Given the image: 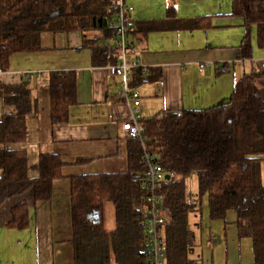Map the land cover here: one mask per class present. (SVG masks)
<instances>
[{"label":"trees","instance_id":"16d2710c","mask_svg":"<svg viewBox=\"0 0 264 264\" xmlns=\"http://www.w3.org/2000/svg\"><path fill=\"white\" fill-rule=\"evenodd\" d=\"M112 14V0H0V70L9 68L14 54L41 50L44 33L73 31L82 32L93 66L116 64L120 49ZM232 14L244 22L242 51L251 58V27L264 47V0H232ZM129 23L133 25L130 39L169 24ZM143 74L141 68L134 71L132 87L152 80L150 74ZM49 86L52 122H65L77 103V74L53 72ZM31 93L26 81L0 90L4 104L15 107L0 120V205L28 189L36 202L48 200L54 180L66 176V162L59 154H41L39 173L31 177L26 150L7 147L26 139V120L33 111ZM141 123L146 151L166 172L178 175L164 187L166 264H198L189 215L200 214L205 195L211 220L236 212L239 237L252 239L254 264H264V65L241 77L225 103L202 110H162ZM130 140L126 171L69 176L75 264H147L141 214L147 193L144 150L140 141ZM192 174L198 179V194L186 187ZM108 201L116 210L112 230L104 221ZM12 214V226L28 225L26 201L14 206Z\"/></svg>","mask_w":264,"mask_h":264},{"label":"crops","instance_id":"0c3cea01","mask_svg":"<svg viewBox=\"0 0 264 264\" xmlns=\"http://www.w3.org/2000/svg\"><path fill=\"white\" fill-rule=\"evenodd\" d=\"M126 2L133 7L132 22L169 23L130 39L137 50L129 53L128 61L138 59L148 70L143 75L152 78L133 86L141 95L143 118L162 110H202L225 103L241 77L264 65V47L255 27L252 57L243 56L247 30L242 18L232 14V0ZM67 71L77 74V103L70 107L67 121L53 123L50 75ZM24 81L33 101L26 139L7 147L26 150L31 177L39 173L41 154H59L66 162V176L54 180L48 200L36 202L28 189L0 205V264H75L69 176L128 169L131 140L123 123L130 105L116 96L120 77L112 76L106 66H93L80 31L44 33L41 50L14 54L9 68L0 71V90ZM14 111L0 98V120ZM261 177L264 183V161ZM24 201L28 225L12 226V209ZM236 221L232 210L225 219L206 218L205 225H199L198 264H254L253 241L239 237Z\"/></svg>","mask_w":264,"mask_h":264},{"label":"built area","instance_id":"2783aa9c","mask_svg":"<svg viewBox=\"0 0 264 264\" xmlns=\"http://www.w3.org/2000/svg\"><path fill=\"white\" fill-rule=\"evenodd\" d=\"M112 9L113 14L110 18L115 21L117 26L115 43L120 49V55L116 64L106 67L112 76L120 77L119 88L116 92L117 98L125 100L130 105V115L123 123V131L127 137L140 141L144 150L143 180L147 193L141 214L142 230L148 255L147 264H166L168 246L164 226L166 224L165 203L167 193L164 187L169 181H175L178 175L175 171L166 172L146 151L144 144L146 138L141 123L143 119L141 95L131 84L136 69L141 68L144 74H147L148 70L140 65L138 59L132 61L127 59L130 52L137 50V47L130 41L133 25L129 22L133 7L127 4L126 0H112Z\"/></svg>","mask_w":264,"mask_h":264},{"label":"rangeland","instance_id":"374dc122","mask_svg":"<svg viewBox=\"0 0 264 264\" xmlns=\"http://www.w3.org/2000/svg\"><path fill=\"white\" fill-rule=\"evenodd\" d=\"M186 187L189 192L193 194H198V179L195 174H192L186 179ZM201 203H202L201 205L202 209H201L200 214L197 215L195 213H191L189 215L190 227L194 230L196 234H199V229L197 225L198 224L200 225L201 223L205 225L206 218L210 219L209 217L210 207H209V199L207 195L202 197ZM104 218H105L104 221H105V225L107 229L108 230L114 229L116 226V210H115L114 204L111 201H108L104 206ZM197 245L198 246L196 250L201 249L198 242H197ZM111 264H115V263H111Z\"/></svg>","mask_w":264,"mask_h":264}]
</instances>
